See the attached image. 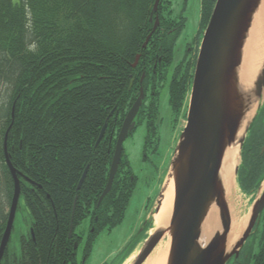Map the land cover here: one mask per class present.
Instances as JSON below:
<instances>
[{
  "label": "trees",
  "instance_id": "1",
  "mask_svg": "<svg viewBox=\"0 0 264 264\" xmlns=\"http://www.w3.org/2000/svg\"><path fill=\"white\" fill-rule=\"evenodd\" d=\"M153 3L0 0V85H6L0 105V185L4 192L0 238L8 214L4 207H9L13 192L4 162L5 136L10 162L22 174L20 199L29 218L16 243L7 244L0 264H84L96 237L122 222L136 184L124 149L111 190L98 204L120 127L110 112L114 107V111L121 109V121L136 96L133 86L128 90L129 81L144 67L151 78L150 89L143 84L146 99L136 127L145 124L146 160V152H153L150 149L159 137L158 100L160 88H164L154 81L153 70L160 68L153 69V61L161 56L171 63L175 42L185 26L181 18L175 30L164 33L162 39L152 36L153 47L151 41L142 48L152 26L148 19ZM171 3L160 0L159 21ZM214 3L200 0V33ZM197 49L185 66H175L169 80V105L177 116L189 95ZM137 54L142 58L132 68ZM263 110L264 100L241 149L236 182L245 193H255L264 178L263 115L259 120ZM104 124V135L96 144ZM86 218L84 237L76 228ZM239 254L232 264H264V209Z\"/></svg>",
  "mask_w": 264,
  "mask_h": 264
},
{
  "label": "water",
  "instance_id": "2",
  "mask_svg": "<svg viewBox=\"0 0 264 264\" xmlns=\"http://www.w3.org/2000/svg\"><path fill=\"white\" fill-rule=\"evenodd\" d=\"M159 2L160 0H154L150 20L152 14L157 12ZM261 2L262 0H215L196 56L185 126L181 130L167 170V178H172L174 184L172 212L165 226L154 225L153 216L160 210L163 193L167 187L163 182L145 222L150 225L153 223V233L148 235L131 264H143L166 233L170 237L166 264H227L232 257H238L258 224L264 209V178L257 189V196L242 231L227 247L231 217L221 178V167L226 149L238 143L239 158L234 167L236 179L241 149L249 127L263 103L264 59L248 86L245 87L240 82L243 47L254 14ZM157 23L156 14L153 28ZM149 37L150 35L147 36L142 47L146 46ZM139 56V54L135 56L132 67L138 62ZM143 99L141 90L120 126L107 182L99 196L98 204L111 190L120 164L123 142L136 127L135 118ZM256 101L257 108L248 118L249 107ZM105 128L106 124L96 144L102 139ZM5 141L6 136L3 147L4 162L11 175L13 192L0 238V263L11 237L20 200V176H22L10 162ZM85 174L86 169L78 182L77 189L80 188ZM212 205H215L218 211L219 227L210 239L204 242L201 239L202 224ZM71 234L72 228L69 236ZM76 248L77 243L74 244V249Z\"/></svg>",
  "mask_w": 264,
  "mask_h": 264
},
{
  "label": "rangeland",
  "instance_id": "3",
  "mask_svg": "<svg viewBox=\"0 0 264 264\" xmlns=\"http://www.w3.org/2000/svg\"><path fill=\"white\" fill-rule=\"evenodd\" d=\"M171 7L173 9L171 16L174 20L181 18L185 20V26L174 46L173 64H175L178 61L193 58L197 46L199 48L203 32L200 33V27L198 25L200 0H174ZM5 89L6 85L1 84L0 105L5 97ZM188 97L189 95L186 97V105L182 108L181 114L177 116L169 108L167 91L165 89L161 90L159 98V137L157 143L152 145L150 149H153V152H146L148 157L146 160L143 159V143L146 132L144 123L139 124L134 129L132 135L127 136L124 140L123 149L129 160L130 170L136 177V184L122 222L111 231H103L96 237L89 257L84 264H131L139 253L147 236L153 233V223L149 226L148 224L150 223L147 222L145 224V222L157 197L160 186L167 179V170L181 130L185 125ZM261 116L262 122L264 123V110L259 116V120ZM234 180L232 193L226 197V200L233 219L243 223L244 218L247 221L249 217L252 203L257 196V191L255 193H245L239 187L236 179ZM1 200L4 203L2 185H0ZM8 208V206L4 207L5 212H8ZM217 220L219 222L218 211ZM28 223V213L25 209L24 201L20 199L9 240L10 245L16 243L19 234L22 233V230L26 228ZM76 232L84 237L86 236L88 232L87 218L77 226ZM167 238L166 236L161 238V246L164 247L166 245ZM131 250L132 253L127 256ZM78 258L80 263L82 261L81 250L79 251Z\"/></svg>",
  "mask_w": 264,
  "mask_h": 264
},
{
  "label": "bare ground",
  "instance_id": "4",
  "mask_svg": "<svg viewBox=\"0 0 264 264\" xmlns=\"http://www.w3.org/2000/svg\"><path fill=\"white\" fill-rule=\"evenodd\" d=\"M264 59V0H262L258 10L254 14L251 27L247 39L243 47L242 63L240 67V82L243 86H248L257 74L261 62ZM258 102H254L250 105L248 110V118L255 112ZM247 118V119H248ZM242 131H240L241 134ZM239 147L238 143L228 147L225 151L222 167L221 178L223 181L225 195L228 197L232 193L233 184L235 182L234 167L238 163ZM168 183V184H167ZM164 186H167L161 203L160 210L153 216V222L156 227L165 226L168 223L172 212L173 200H174V184L172 178H167ZM230 212V211H229ZM231 224L230 231L227 238V247H229L234 240L239 236L242 228L246 222L245 218L243 223L237 222L233 219L230 212ZM219 227L217 220V209L215 205H212L207 217L202 224L201 239L207 242L212 236L213 232ZM237 231V232H236ZM164 236L168 237L166 245L163 247L162 239L158 242L156 247L152 250L150 255L146 258L143 264H166L167 252L169 249L170 237L166 233Z\"/></svg>",
  "mask_w": 264,
  "mask_h": 264
},
{
  "label": "flooded vegetation",
  "instance_id": "5",
  "mask_svg": "<svg viewBox=\"0 0 264 264\" xmlns=\"http://www.w3.org/2000/svg\"><path fill=\"white\" fill-rule=\"evenodd\" d=\"M172 2L174 1V0H171ZM172 4V3H171ZM171 4H170V6L169 7H167V9L164 11V13L162 14V17H161V19H160V21H159V15L157 14V12H158V9H157V12H155V13H153L152 14V20H150V15H149V19H148V21H149V23H151L152 24V26H151V29H150V32L147 34V36L148 35H150V37H149V39H148V42H147V44L148 43H150L151 41H152V44H151V47H153L154 45H155V42H154V38L152 37L154 34H156V36H158L157 38L160 40V39H162V36H163V34L164 33H170L172 30H175V24H177V22H178V20H174L173 19V17L171 16L172 15V12H173V9H172V7H171ZM152 8H153V6H152ZM151 12H152V10H151ZM151 12H150V14H151ZM168 12H169V15H168ZM156 14H157V17H158V23H157V25H156V27L155 28H153V26H154V24H155V21H156ZM179 21H181L180 19H179ZM185 23V22H184ZM158 31V33H156ZM147 36H146V38H147ZM145 38V39H146ZM177 40H178V38H177ZM176 40V41H177ZM145 41V40H144ZM144 43V42H143ZM147 44H146V46H147ZM175 44H176V42H175ZM145 46V47H146ZM145 47H142V48H145ZM162 48L161 47H159L158 48V50H161ZM173 54H174V49H173V53H172V55H171V58H172V61H171V63L169 64V63H167V62H165V61H163L162 60V57L161 56H159L155 61H153V65H152V68L153 69H155V68H157V67H159L160 69L158 70V72L157 71H155V70H153V74L156 76L155 77V79H154V81H157L158 80V82H159V86L160 85H163L164 86V88L162 87V88H160V92H161V90L163 89H165L166 91H167V94H168V98H169V92H168V84H169V80H170V78L172 77V75H173V69L175 68V66H178L179 64H180V66L181 67H183V66H185L186 65V63L187 62H189V61H191V59L190 60H188V59H185L184 61H178L177 63H175V64H173ZM140 56H139V59H138V62L136 63V65L134 66V67H132V68H135V67H137L139 64V62H140V59L142 58L141 57V54H139ZM156 56H158L157 54H155ZM194 55V54H193ZM186 56V55H185ZM162 63H164V64H167V66H162ZM142 71H141V74L138 76V71H136L135 73H134V75H133V77L130 79V81H129V86H128V90H130L131 89V87L133 86V93L134 94H136V96H135V98H134V100L132 101V104L134 103V101L136 100V98L140 95V92H141V90L143 91V95H144V99H143V101L146 99V97H145V93H144V86H143V84L145 85V87H146V89H150V76L148 75L147 76V74L145 73V70H144V67H143V69H141ZM166 72H165V71ZM158 74V75H157ZM165 74V75H164ZM134 81H135V83H134ZM134 84V85H133ZM138 90V91H137ZM159 98H160V94H159ZM143 101H142V103H143ZM132 104L128 107V108H126V110H125V112H124V116H123V118L121 119V121H119L120 120V114H121V109H117L116 111H114L115 109V107L112 109V111L110 112V115L112 114V116H113V112H114V114H115V118H114V121L115 122H120L119 124H120V126H121V124H122V122H123V120H124V117H125V115H126V113L128 112V110L130 109V107L132 106ZM168 105H169V100H168ZM141 106H142V104H141ZM158 107H159V112H160V106H159V100H158ZM141 108V107H140ZM169 108H170V105H169ZM170 110H171V112L173 113V110L170 108ZM138 113H139V111H138ZM138 113H137V115H138ZM174 114V113H173ZM137 115H136V117H137ZM160 116V115H159ZM135 121H136V118H135ZM119 129H120V127H119ZM119 132V131H118ZM148 237V236H147ZM241 252V251H240ZM240 257V254L238 255V257H232L228 262H227V264H232L233 263V261L235 260V258H239Z\"/></svg>",
  "mask_w": 264,
  "mask_h": 264
},
{
  "label": "crops",
  "instance_id": "6",
  "mask_svg": "<svg viewBox=\"0 0 264 264\" xmlns=\"http://www.w3.org/2000/svg\"><path fill=\"white\" fill-rule=\"evenodd\" d=\"M131 253H132V251H131Z\"/></svg>",
  "mask_w": 264,
  "mask_h": 264
}]
</instances>
